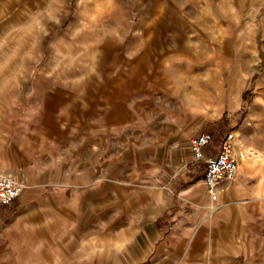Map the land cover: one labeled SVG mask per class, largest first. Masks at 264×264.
I'll list each match as a JSON object with an SVG mask.
<instances>
[{"label":"rangeland","instance_id":"obj_1","mask_svg":"<svg viewBox=\"0 0 264 264\" xmlns=\"http://www.w3.org/2000/svg\"><path fill=\"white\" fill-rule=\"evenodd\" d=\"M236 130L264 152V0H0V264H264V164L198 205L190 139Z\"/></svg>","mask_w":264,"mask_h":264},{"label":"built area","instance_id":"obj_2","mask_svg":"<svg viewBox=\"0 0 264 264\" xmlns=\"http://www.w3.org/2000/svg\"><path fill=\"white\" fill-rule=\"evenodd\" d=\"M234 138L230 131L217 144L212 132H203L190 139L191 159L205 165L203 182L214 199L221 184L234 180L239 171ZM22 191L23 185L16 177L0 171V207L11 205Z\"/></svg>","mask_w":264,"mask_h":264},{"label":"crops","instance_id":"obj_3","mask_svg":"<svg viewBox=\"0 0 264 264\" xmlns=\"http://www.w3.org/2000/svg\"><path fill=\"white\" fill-rule=\"evenodd\" d=\"M239 131L238 130H236V133H235V135H236V137H238L239 138V140H240V142H241V146L243 147H239V146H236L235 147V143H234V147H235V155H236V157H237V159H238V162H239V169H240V175H239V177L238 178H240V179H245L246 177H247V175H248V173H249V171L251 170V168L254 166V165H256V164H264V152H261V151H259V150H256V149H254V148H252V147H250L249 145H246L244 142H243V140H242V138H241V135H240V132L238 133ZM245 147H248V148H250L251 150H254V151H256V153L257 154H259L258 155V158L256 159V160H254V159H249V158H247L246 156H245V154H244V148ZM1 170V169H0ZM2 171V170H1ZM4 173H5V171H3ZM10 175H12V174H10ZM238 175V174H237ZM202 180H199V181H197L195 184H193V185H191V186H189V187H187V188H185V189H183L182 191H181V193L183 194V195H186V194H188V193H190V192H192L193 190H195V188L196 187H200V182H201ZM230 190V191H229ZM233 192H234V189H230L228 186L227 187H221V188H219V196H218V201L216 202V205H218V207L217 206H215V208H214V205H213V208L212 209H215V210H212L211 209V207H212V204H213V201H212V199H211V203L210 204H208V202H207V195H205V193L206 192H203L204 193V195L201 193V192H199V200L201 201L200 202V204H198L199 206H201L202 207V209H203V217H202V220H204V219H207L205 222L206 223H208L209 225L211 224V223H213L214 222V220L218 217V215H220V213H221V210H222V204L224 203V200H225V198L227 197H231L232 196V194H233ZM264 190L262 189V193H260V194H262L261 195V197L264 199ZM204 197V198H203ZM219 198L221 199V202L219 201ZM6 207H8V206H2V207H0V210H4V209H6ZM4 208V209H3ZM208 214V215H207ZM212 214V215H211ZM175 216H176V218H175ZM256 216H257V221H258V225L260 226V229H258V238H260L261 239V241H264V202L262 203V205H261V208H258V209H256ZM181 219V216H180V214L179 213H176L174 216H173V223L175 222V220H180ZM261 226H262V228H261ZM112 246L113 247H115V248H121V243H119V242H113L112 243ZM29 258V256H27V259ZM31 261H36L37 260V257L35 258V259H33V258H31L30 259Z\"/></svg>","mask_w":264,"mask_h":264},{"label":"bare ground","instance_id":"obj_4","mask_svg":"<svg viewBox=\"0 0 264 264\" xmlns=\"http://www.w3.org/2000/svg\"><path fill=\"white\" fill-rule=\"evenodd\" d=\"M235 133L236 132H234V135H235ZM239 133V132H238ZM234 143H235V147L236 146H239V147H242L241 146V142H240V140H239V138L238 137H236V135H235V138H234ZM235 147H234V152H235ZM243 148V147H242ZM244 154H245V156L247 157V158H249V159H254V160H256L257 158H258V155L259 154H257L256 153V151H254V150H251L250 148H248V147H245L244 148ZM238 160V159H237ZM1 171V170H0ZM219 194V188H218V193H217V196H216V198L214 199V198H212L211 196V199H212V201H213V204H212V207H211V209L213 208V205H214V208H215V206H217L218 207V205H216V202L218 201V195ZM216 207V208H217ZM215 208V209H216ZM215 209H212V210H215ZM208 215V214H207ZM212 215V214H211Z\"/></svg>","mask_w":264,"mask_h":264}]
</instances>
